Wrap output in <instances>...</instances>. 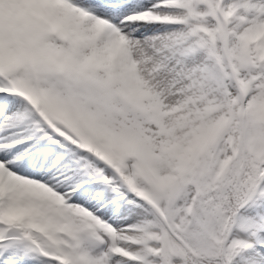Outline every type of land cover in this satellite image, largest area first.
<instances>
[{
	"label": "snow or ice",
	"instance_id": "snow-or-ice-1",
	"mask_svg": "<svg viewBox=\"0 0 264 264\" xmlns=\"http://www.w3.org/2000/svg\"><path fill=\"white\" fill-rule=\"evenodd\" d=\"M0 264H264V0H0Z\"/></svg>",
	"mask_w": 264,
	"mask_h": 264
}]
</instances>
